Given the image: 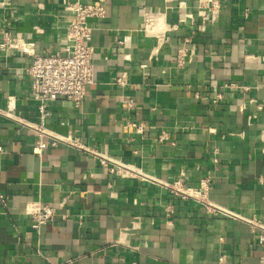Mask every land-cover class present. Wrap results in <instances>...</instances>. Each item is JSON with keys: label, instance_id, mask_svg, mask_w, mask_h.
Segmentation results:
<instances>
[{"label": "crops", "instance_id": "obj_1", "mask_svg": "<svg viewBox=\"0 0 264 264\" xmlns=\"http://www.w3.org/2000/svg\"><path fill=\"white\" fill-rule=\"evenodd\" d=\"M65 2L74 0H0V28L10 11L9 28L33 44L34 56L63 54ZM78 2L105 9L89 42L93 83L77 109L48 103V129L153 179L195 188L209 178L211 203L264 224V110H257L264 105V0H220L216 21L202 31L197 0ZM145 14L158 29H143ZM179 50L186 51L182 67ZM30 61L0 51V110L10 105L35 122ZM161 131L168 141H157ZM34 143L33 132L0 116V264H264V243L245 223L110 174L76 150L38 157ZM43 207L55 215L34 229Z\"/></svg>", "mask_w": 264, "mask_h": 264}, {"label": "built area", "instance_id": "obj_2", "mask_svg": "<svg viewBox=\"0 0 264 264\" xmlns=\"http://www.w3.org/2000/svg\"><path fill=\"white\" fill-rule=\"evenodd\" d=\"M197 10L201 16V25L199 31L203 30L204 24H213L221 8L220 0H197ZM182 8V5L179 4ZM64 10L71 18L66 26L67 48L63 54L55 53L45 56H34L33 44L27 42L20 34L14 33L8 25L12 22L11 14L8 12L4 17L7 24L0 28V51L16 50L20 54L31 58L30 64L26 69V75L29 78L30 94L34 101L38 103V116L35 122H29L23 118L15 116L9 105V110L1 111L0 116L14 122L22 128H25L35 134L34 151L36 156L40 157L42 152L47 149L65 147L76 150L83 154H88L95 158L99 165L106 169L108 173L133 177L137 180L151 183L160 188L167 190L172 196L181 200H191L200 205L207 214L221 215L231 219L239 220L252 230L258 232L257 242L264 243V224L258 220L243 219L238 214L214 205L208 200V191L210 189V179L206 178L200 181L198 187L186 186L180 179L173 182H163L149 177L138 168L101 154L93 148L81 144L77 137L71 133L64 135L56 134L47 127L48 120L51 119V113L48 110V103L55 101H65L70 103L75 109L79 108L86 96L87 86L93 83L94 73V56L95 52L89 45L92 32L94 30V20L102 19L105 16V9L101 3L97 4H80L78 0L66 3ZM157 26L151 15L145 14L143 29L155 30ZM158 29V28H157ZM185 50H179L176 54V65H184ZM119 85L124 84L123 78L116 80ZM247 90V88H243ZM199 98L198 94H194ZM11 102V100H10ZM128 102V106H132ZM257 110H264L263 106H258ZM129 126L134 127L132 124ZM137 133L143 132V126H135ZM170 139V134L161 131L157 135L159 143L166 142ZM1 152V148H0ZM219 151L214 150L213 162L216 163L219 158ZM5 196L0 194V204L5 203ZM55 210L51 207H43L34 212L32 217V228L38 229L53 219Z\"/></svg>", "mask_w": 264, "mask_h": 264}]
</instances>
